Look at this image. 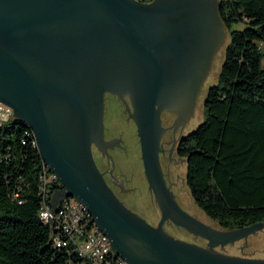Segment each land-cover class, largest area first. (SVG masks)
<instances>
[{"label":"water","instance_id":"1","mask_svg":"<svg viewBox=\"0 0 264 264\" xmlns=\"http://www.w3.org/2000/svg\"><path fill=\"white\" fill-rule=\"evenodd\" d=\"M219 4L0 0V100L34 130L62 183L51 203L56 209L70 196L87 203L115 252L132 264H264L215 248L264 228V220L235 229L207 224L178 202L160 159L161 113L172 109L184 118L173 99L187 89L190 107L225 26ZM107 90L132 92L144 170L161 208L157 224L120 199L94 157L95 135L104 140ZM167 220L208 244L172 235Z\"/></svg>","mask_w":264,"mask_h":264},{"label":"trees","instance_id":"2","mask_svg":"<svg viewBox=\"0 0 264 264\" xmlns=\"http://www.w3.org/2000/svg\"><path fill=\"white\" fill-rule=\"evenodd\" d=\"M219 12L230 31L225 59L205 119L181 135L177 153L196 204L235 229L264 220V0H220ZM43 165L27 124L13 116L0 126V264H64L75 255L54 244L40 215L61 187L43 191Z\"/></svg>","mask_w":264,"mask_h":264},{"label":"rangeland","instance_id":"3","mask_svg":"<svg viewBox=\"0 0 264 264\" xmlns=\"http://www.w3.org/2000/svg\"><path fill=\"white\" fill-rule=\"evenodd\" d=\"M216 1L217 0H215V2ZM234 26L239 27L241 25L235 23ZM218 41L219 43L211 57V62L208 61L206 64L207 72L204 76H201L203 79L199 81L200 87L197 92L195 91L196 94L194 92L193 101L190 103L189 113L181 120H176L173 114L163 113L162 125L165 127L164 134L168 129H172L171 136L167 139L169 145H171L176 139L174 134H186L195 129L199 123L205 119L204 102L207 92L210 85L216 83L219 79L225 59L226 47L230 41V31L225 26H219ZM172 155L173 157H171V161L170 157H164V167L167 176H169L168 180L171 183L170 185H172L171 188L178 202L183 208L207 224L220 228L219 223L199 207L191 196L186 182V159L179 156L174 148L171 151V156ZM117 160L120 165H123V167L128 170L126 172L134 179V185H137L140 188V191L127 197L128 202L131 203L135 211L145 218H148L150 222L155 224L158 223L161 217V208L156 194L149 186L144 170L140 140L137 139L136 135L130 136L128 155L125 157L119 155ZM165 229L176 237L196 242L201 245L208 244V240L203 236L196 235L188 229L174 223H169L165 226ZM215 248L228 254L264 258V228L250 233L247 237L239 238L234 242H229L225 245H217Z\"/></svg>","mask_w":264,"mask_h":264},{"label":"flooded vegetation","instance_id":"4","mask_svg":"<svg viewBox=\"0 0 264 264\" xmlns=\"http://www.w3.org/2000/svg\"><path fill=\"white\" fill-rule=\"evenodd\" d=\"M127 104H129L130 108ZM189 109L190 107L186 109L183 115L184 117L189 113ZM131 111H133V98L131 91L120 90L113 92L107 90L105 92L104 140L99 138L100 133L95 135L93 153L99 168L104 173L110 186L120 199L133 209V206L128 202L127 197L140 191V188L137 185H134V179L126 172L128 170L125 169L123 165H120L117 160L119 155L122 157L128 155L130 136L136 135L137 139L140 140L138 127L135 118L132 116L134 112ZM163 113L173 114L176 120L178 118V112L175 110L164 109L161 113V117L163 116ZM171 130L172 129H168L165 134L163 132L164 135L162 134L161 138L162 150L160 151L161 164L170 187H172V185H170L171 183L168 180L169 176H167V173L165 172L164 157H170L171 161V157H173V155L171 156V151L174 148L177 152V144L181 137L179 134H174L176 139L174 138L175 141L169 145L167 139L171 136ZM169 223L174 222L167 220L165 226Z\"/></svg>","mask_w":264,"mask_h":264},{"label":"built area","instance_id":"5","mask_svg":"<svg viewBox=\"0 0 264 264\" xmlns=\"http://www.w3.org/2000/svg\"><path fill=\"white\" fill-rule=\"evenodd\" d=\"M12 115L13 108L0 100V121L7 120ZM43 171L46 175L44 191H47L52 183H60L62 187L58 175L50 170L46 163L43 165ZM51 200H43L40 215L52 226L54 244L71 246L75 251V255L64 264H132L115 252L110 236L96 221H88V212L91 210L87 203L76 197H65L56 210Z\"/></svg>","mask_w":264,"mask_h":264},{"label":"bare ground","instance_id":"6","mask_svg":"<svg viewBox=\"0 0 264 264\" xmlns=\"http://www.w3.org/2000/svg\"><path fill=\"white\" fill-rule=\"evenodd\" d=\"M189 99H190V90L189 89L182 91V93L181 92L178 93L174 97L173 105L180 111L181 115H183L185 113V111L187 109V106H188V103H189ZM13 116L15 117V115H12V116H9L7 118V120L0 121V126H2L3 124L7 123L10 120V118L13 117ZM33 132H34V130H33ZM34 134H35V132H34ZM35 137H36V135H35ZM36 140H37V138H36ZM37 147H38V142H37ZM44 162H45V160H44ZM41 180H42V188H43V191H44L45 183H46V175H45L44 171L42 172ZM41 216L45 220V222H47V219L45 217H43V215H41ZM88 221H96L94 219V216H93L92 212H88Z\"/></svg>","mask_w":264,"mask_h":264}]
</instances>
